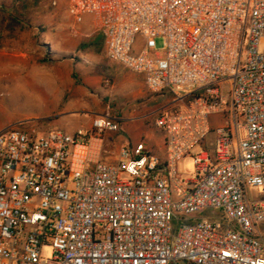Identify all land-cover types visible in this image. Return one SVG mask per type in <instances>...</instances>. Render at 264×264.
I'll list each match as a JSON object with an SVG mask.
<instances>
[{
	"label": "built area",
	"instance_id": "obj_1",
	"mask_svg": "<svg viewBox=\"0 0 264 264\" xmlns=\"http://www.w3.org/2000/svg\"><path fill=\"white\" fill-rule=\"evenodd\" d=\"M68 12L150 95L170 96L154 118L164 152L105 150L122 132L109 113L72 132L0 130V264H264V0H69Z\"/></svg>",
	"mask_w": 264,
	"mask_h": 264
},
{
	"label": "rangeland",
	"instance_id": "obj_2",
	"mask_svg": "<svg viewBox=\"0 0 264 264\" xmlns=\"http://www.w3.org/2000/svg\"><path fill=\"white\" fill-rule=\"evenodd\" d=\"M68 1L0 0V130L89 129L93 115L109 106L148 115L127 125L136 126L135 139L156 148L160 132L154 118L170 103V96L150 95L140 75L110 62L97 26L74 25ZM156 42L160 49V41ZM16 86L25 101L16 103ZM136 96L141 100L135 101ZM125 133L128 135V130ZM105 142L104 149L110 152L121 146L113 135H107ZM212 142L213 135H209L206 145L210 148ZM102 160L109 161L107 153ZM178 168L184 177L193 173L190 159L181 161ZM246 193L253 199L258 190L248 187ZM207 214L217 216L219 212L203 213ZM257 229L264 234V223ZM42 255L50 257V249H44Z\"/></svg>",
	"mask_w": 264,
	"mask_h": 264
},
{
	"label": "crops",
	"instance_id": "obj_3",
	"mask_svg": "<svg viewBox=\"0 0 264 264\" xmlns=\"http://www.w3.org/2000/svg\"><path fill=\"white\" fill-rule=\"evenodd\" d=\"M85 26H90L92 24V21L91 19H86L83 23ZM97 33L99 34V36L102 38L101 34L99 31H97ZM145 88V86H144ZM146 89V88H145ZM134 98V97H133ZM137 98V99H135ZM134 98V100H138L140 101L141 98H138V96H136ZM135 110H132L130 112H123V109L122 108H119L118 110H115L113 108H110L109 106H107L104 110H102L101 112L99 113H96L93 115V118L96 117V116H99L101 114H104V113H109L110 115H116V116H119L121 117L122 119V132H120L119 134L115 135L114 136V140L115 139H119V142L121 143V146H127V145H133L135 143L138 142L137 139L134 138L133 134H134V130L137 129L135 125L133 126H130V125H127V122L128 121H132V122H140L141 120H144L145 118L148 117V115H136L135 113ZM139 125V124H138ZM125 130H128L129 134L127 135V133H125ZM67 132V131H66ZM120 147V145L113 150L114 153L115 151ZM149 147V146H148ZM150 148V147H149ZM152 150V152L162 156L163 155V152H164V149H163V144H162V137L160 135V138H159V145H157L156 148H150Z\"/></svg>",
	"mask_w": 264,
	"mask_h": 264
},
{
	"label": "bare ground",
	"instance_id": "obj_4",
	"mask_svg": "<svg viewBox=\"0 0 264 264\" xmlns=\"http://www.w3.org/2000/svg\"><path fill=\"white\" fill-rule=\"evenodd\" d=\"M15 88V87H14ZM24 88V87H23ZM20 90V87L19 86H16V88L14 89V93L15 94H13V98H14V96L16 95V103L17 102H21V101H25L26 99L22 96V95H20V93H21V91H19ZM23 90V89H22ZM24 91H25V89H24ZM19 94V95H18ZM30 94V93H29ZM28 95V94H27ZM29 97V96H28ZM31 97V96H30ZM15 99V98H14ZM14 99H12V100H14ZM19 105V104H18Z\"/></svg>",
	"mask_w": 264,
	"mask_h": 264
}]
</instances>
